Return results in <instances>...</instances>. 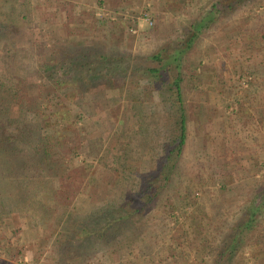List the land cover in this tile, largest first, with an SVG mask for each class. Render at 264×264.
<instances>
[{
	"label": "trees",
	"instance_id": "1",
	"mask_svg": "<svg viewBox=\"0 0 264 264\" xmlns=\"http://www.w3.org/2000/svg\"><path fill=\"white\" fill-rule=\"evenodd\" d=\"M258 1H262V9L251 11L246 19L253 21L254 26L238 28L235 40L241 41L242 48L229 55L239 57L242 53H249L252 58L257 54L263 64V0H211L200 16L185 22L178 40L167 41L141 53L114 44L108 35L119 29L114 20H90V26L96 31L92 35V44L74 45L70 49L62 46L56 56H49V52L48 56L44 52L36 56L34 32L30 26V0H0V227L13 213L43 222L50 220L60 206L72 203L78 192L74 181L79 175L71 172V155L92 158L93 162L88 163L91 166L96 161L101 163L105 181L110 180V189L117 184L123 185L128 192L120 196L119 201L109 195L100 203L94 194L91 198L93 205L88 211H73L68 219L60 222L54 244L61 264H69L83 251L102 248V253H106V249L115 245L125 232L130 231L135 237L142 235L148 230L147 224H138L136 218L152 210L174 214L180 206L189 207L191 211L185 218L194 229H202L205 222H212L210 220L214 218L204 204V200L210 198L208 192L201 189L194 193L190 186L184 187L181 182L187 140L184 83L201 80L202 75L195 66L187 64V56L204 33L216 28L221 17L228 20L240 8ZM100 4L102 0L97 1V5ZM122 33L128 36V24L122 26ZM20 69L25 71L26 77L17 74ZM247 69L244 72L250 76ZM223 71L224 68L217 72L221 90L225 83L221 77ZM27 76L49 79L56 89H67L64 95L69 101H81V106L95 110L101 105L93 95L107 96L111 89H123L126 98L135 99L136 124L130 128L126 125L127 119H118L116 128L109 120L108 130L115 129L128 137L119 152L105 148L103 135L91 139L64 134L58 126L65 120L66 105L60 101L50 104V100H39ZM152 108L155 113L151 124L147 117ZM260 111L264 121V112ZM75 116L73 133L79 128L77 123L81 115L77 113ZM220 139L216 145L217 149L222 148L223 162H227V157L230 160L239 157L228 143L225 145ZM227 147L232 151L228 153ZM143 151L150 154L146 160L149 164L147 170L141 169ZM196 167L195 172L191 171L190 183L197 189L204 188L205 177ZM230 169L212 171L223 205L218 212L221 219L218 223L223 228L202 244L206 249L202 260L207 258L210 264H232L231 261L243 254L248 246L245 233H252L260 227L262 219L264 222V180L248 186L238 202L237 214L232 216L227 210L224 203L229 199L224 193L220 195L226 184L216 180L221 174H231ZM56 178L65 181L63 189L54 185ZM83 183L81 180L78 185ZM191 195L203 200L202 203L196 205ZM169 197L175 202L168 201ZM165 261L189 264L185 252L172 246L168 248Z\"/></svg>",
	"mask_w": 264,
	"mask_h": 264
},
{
	"label": "rangeland",
	"instance_id": "2",
	"mask_svg": "<svg viewBox=\"0 0 264 264\" xmlns=\"http://www.w3.org/2000/svg\"><path fill=\"white\" fill-rule=\"evenodd\" d=\"M62 1L67 3L60 4ZM88 1L89 3L87 0H30V26L34 32L36 56L41 52L46 53V56L48 52L49 56H56L62 46L67 49L74 45L90 46L94 40L92 35L96 34L95 28L90 26V20L95 22L101 18H109L118 23L119 29L108 35L119 48L133 53L148 52L167 41L178 40L185 22L200 16L211 0H102L100 5H97L98 0ZM261 3L262 1H258L240 8L228 20L221 17L216 28L204 33L187 56V64L195 66L202 75L201 80H187L184 83L187 140L183 151L181 182L184 187L190 186L194 193L201 189L208 192L210 198L205 199L204 204L214 218L210 220L212 222H205L202 229L190 227L185 215L191 209L179 204L180 208L174 213L177 217L166 211L152 210L136 218L138 224H147L148 230L142 235L135 237L130 231L125 232L115 245L105 248L106 253H102V248L83 251L79 257L70 260L69 264H180L165 261L169 246L183 250L189 264H210L207 258L202 260L203 251L206 252L202 244L208 242L212 235H218L223 228L218 223L221 220L218 212L223 209V205L212 171L231 168V174H221L216 181L226 184L220 195H227L229 200L224 205H227L232 216L238 213V202L247 192L248 186H255L254 184L264 180V121L260 114V110L264 112V63L260 62L257 54L252 58H249V53L243 54V51L239 57L229 55L230 52H240L242 43L235 40L238 38L237 30L254 26L253 21L246 19L251 11L262 9ZM127 24L129 34L124 36L122 26ZM222 68L224 71L221 77L225 83L221 90L217 72ZM245 68L251 72L250 76L244 72ZM202 72H205L204 75ZM17 74L26 77L25 71L21 69L17 70ZM27 80L39 100H50V104L60 101L66 105L65 120L58 126L64 134L87 136L91 139L103 135L105 148H109L111 152H119L122 142H126L128 137L115 132V129L108 130L109 120L113 122L112 127L118 125V119H127L126 125L130 128L136 124L133 108L135 99L126 98L123 89H111L107 96L93 95L101 105L95 110L81 106V101H69L64 95L67 89H56L49 79L27 76ZM151 102H155V97ZM154 110L150 109L147 117L150 123ZM77 113L81 115L77 123L79 128L73 133L71 130H74L73 121ZM33 118L38 119L37 116ZM53 118L51 117L52 122ZM56 120L57 118L55 122ZM220 138L239 157L231 160L227 157V162H223L220 156L222 148L217 149L216 145ZM229 147L226 148L228 153L232 151ZM143 155L141 169L147 170L149 164L146 160L150 154L143 151ZM90 162H93L92 158L82 159L81 156L71 155V172L79 175L74 181L78 192L72 203L60 206L50 220L38 222L31 216H19L16 213L5 220L0 227V264H61L54 244L60 222L68 219L73 211H88L93 205L91 198L94 194L97 203H100L109 195L119 201L120 196L128 192L123 185L116 184L110 189V180L104 179L103 165L96 161L91 166L88 164ZM195 166L200 168L205 177L204 188L197 189L195 184L190 183L189 177L191 171L195 172ZM81 180L85 183L79 186ZM54 185L63 189L65 181L56 178ZM192 197L196 200V205L203 201L197 200V196ZM168 201L175 202L171 197ZM262 220L260 227L252 233H245L248 246L243 254H238L231 261L232 264H264Z\"/></svg>",
	"mask_w": 264,
	"mask_h": 264
},
{
	"label": "built area",
	"instance_id": "3",
	"mask_svg": "<svg viewBox=\"0 0 264 264\" xmlns=\"http://www.w3.org/2000/svg\"><path fill=\"white\" fill-rule=\"evenodd\" d=\"M149 24H152V22H149Z\"/></svg>",
	"mask_w": 264,
	"mask_h": 264
}]
</instances>
